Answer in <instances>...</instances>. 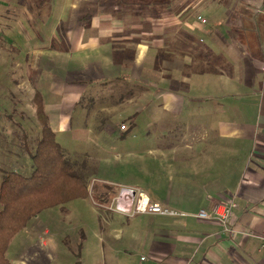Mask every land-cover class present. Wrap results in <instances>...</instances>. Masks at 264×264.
Listing matches in <instances>:
<instances>
[{"label":"crops","instance_id":"obj_1","mask_svg":"<svg viewBox=\"0 0 264 264\" xmlns=\"http://www.w3.org/2000/svg\"><path fill=\"white\" fill-rule=\"evenodd\" d=\"M66 2L49 40L35 48L60 62L44 76L43 105L55 136L70 141L77 130H90L84 110L74 118L90 85L118 78L141 85L136 100H124L129 123L102 129L110 137L117 128L121 136L130 132L132 140L97 144L107 156L98 167L122 162L131 182L114 181L117 193L134 188L185 213L128 216L103 206V228L90 232L101 244L91 245L86 264H264V0ZM174 4L183 5L159 16L141 11ZM227 200L236 204L227 228L193 216ZM35 243L18 264H53L56 257L74 264L66 245L59 251L44 238Z\"/></svg>","mask_w":264,"mask_h":264},{"label":"rangeland","instance_id":"obj_2","mask_svg":"<svg viewBox=\"0 0 264 264\" xmlns=\"http://www.w3.org/2000/svg\"><path fill=\"white\" fill-rule=\"evenodd\" d=\"M65 4H67L66 0H0V152H4V155L0 157V178L2 171L9 169L25 176L30 175L33 170L30 154L40 135V125L32 109L35 108L32 100L34 95L38 94L43 102L47 89L44 78H48L47 72L54 73L60 68L58 66L60 62L49 57L41 58L35 48L39 45L38 42L49 40L48 37L55 29V24L57 26V19L63 13L62 7ZM175 5L168 9L164 5L154 8L146 7L141 11L143 15L159 16L167 12H177L183 4ZM87 14L82 15L83 24L88 22ZM76 16L81 17V13L73 15L75 21H77L74 18ZM56 45L53 44L54 47ZM62 46L64 45H57L58 48ZM127 82L123 78V80L97 82L90 85L83 93L84 98L81 104L78 103L75 107L74 117L77 119L80 116V109L84 110L89 118L90 130L87 132L77 130L76 137L73 136L71 138L73 140L70 139V141L64 135L57 133L56 138L60 146L67 151L88 152L90 161L96 166L87 176L90 195L87 198H76L66 204L47 208L33 217L14 236L7 248L6 255L14 264H18L25 246L36 244L35 241L38 238L48 240L49 245L58 243L59 251L66 245L75 259L74 264L79 257L83 260L81 264H86V254L89 250L91 251V245L100 243L93 240L90 232L92 233V229L103 228L102 220L99 219V215L107 210L103 206L107 205L110 209H115V202H108L109 199L106 197L115 196V194L117 196L122 191L117 193V189L114 190L111 184L114 181L125 184L131 182L132 174L122 162L113 161L112 165L107 163L108 166L99 168L100 159L107 156L100 157L97 151V144H102V148L113 145L119 147L123 145L121 141L125 138L132 140L133 134L130 132L121 136L117 128L114 137H110L106 130L102 132L103 127L100 126L106 120L108 122L106 124L112 127L129 123L127 112H125L127 109L125 104L129 101L119 102L120 91H123ZM139 92L135 93L136 97ZM91 99L93 104L90 102ZM139 106L140 104L137 107ZM45 113L47 115V112ZM23 123L28 124L27 129L22 126ZM23 134L27 136L24 140L28 150L25 152H23L24 141L21 139ZM123 143H126V140ZM105 178L112 182L104 183ZM93 213L98 214L93 220L94 224L90 220ZM88 235L91 240L89 249L87 247L82 250L77 242L72 241L74 236L79 240ZM53 264H63V258L56 257Z\"/></svg>","mask_w":264,"mask_h":264},{"label":"trees","instance_id":"obj_3","mask_svg":"<svg viewBox=\"0 0 264 264\" xmlns=\"http://www.w3.org/2000/svg\"><path fill=\"white\" fill-rule=\"evenodd\" d=\"M142 88L139 84L127 82L123 91H120L119 102L134 97ZM83 98L82 95L78 103ZM92 100L90 102L93 104ZM32 103L35 105V114L40 125V135L30 154L33 170L30 175L25 176L9 169L2 171L0 178V264H12L6 255L9 244L38 213L90 195L87 176L96 167L90 161L88 153L67 151L60 146L38 94L34 95ZM106 123L107 120L100 126L104 127ZM21 139L24 141L25 152L28 150L25 143L27 136L23 134ZM81 245L82 238L78 247L81 248ZM75 264H80L79 259Z\"/></svg>","mask_w":264,"mask_h":264},{"label":"built area","instance_id":"obj_4","mask_svg":"<svg viewBox=\"0 0 264 264\" xmlns=\"http://www.w3.org/2000/svg\"><path fill=\"white\" fill-rule=\"evenodd\" d=\"M199 19L202 23L206 21L203 17H200ZM121 128L124 129V125H122ZM114 202L115 209L128 216L142 212L151 214L156 213L164 216H181L185 214L182 211L180 212L158 202H152L142 191L140 192L139 190L130 187L122 189L120 194L115 196ZM235 206L236 204L234 200H227L219 202V204H214L210 210L206 211L202 209L194 213L193 216L201 219H215L227 228V225L230 222L229 220L233 216Z\"/></svg>","mask_w":264,"mask_h":264}]
</instances>
